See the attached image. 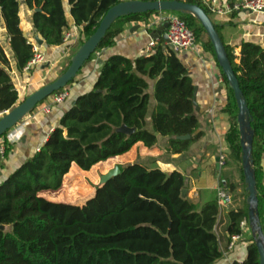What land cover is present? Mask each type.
<instances>
[{
	"label": "trees",
	"instance_id": "trees-1",
	"mask_svg": "<svg viewBox=\"0 0 264 264\" xmlns=\"http://www.w3.org/2000/svg\"><path fill=\"white\" fill-rule=\"evenodd\" d=\"M121 1L124 0H0V22L4 21L17 69L23 71L34 55L20 15L22 4L33 11L35 33L48 47H54L63 44V31L71 25L69 16L82 26L83 44L107 11ZM188 1L210 13L201 0ZM158 12L120 17L96 51L114 45L128 22H147ZM181 15L203 49L217 60L202 23L191 13ZM215 26L223 40V25ZM164 41L161 37L152 54L134 58L113 54L104 60L93 88L77 96L74 104L72 100L39 150L0 180V264H215L224 257L216 232L218 199L201 205L192 201L183 192L186 177L178 170L167 172L138 160L119 165L121 172L117 176L95 184L93 192L80 201L56 202L40 195L42 191H58L73 162L93 173L97 163L126 153L139 141L154 146L157 134L169 137L168 149L172 153L187 151L203 136L193 102L194 81L184 61ZM225 47L249 107L252 157L261 203L264 43L244 38L237 44L225 43ZM235 47H241L240 55L235 53ZM149 80H155L156 105L152 111ZM26 97L19 95L11 58L0 41V111L12 109ZM224 110L231 123L225 136L228 155L242 166L245 183L239 107L229 86ZM125 126L134 131L123 130ZM245 191V206L227 212L228 243L233 235L244 232L242 221L249 223V193L246 188ZM259 214L264 230L261 204ZM229 264H261L254 237L247 247V257Z\"/></svg>",
	"mask_w": 264,
	"mask_h": 264
},
{
	"label": "crops",
	"instance_id": "crops-1",
	"mask_svg": "<svg viewBox=\"0 0 264 264\" xmlns=\"http://www.w3.org/2000/svg\"><path fill=\"white\" fill-rule=\"evenodd\" d=\"M20 15L24 23L25 35L28 41L32 42L35 40L33 11L26 4H22ZM23 16L25 19H23ZM218 17L222 21L216 22L223 25V29L225 25L231 28L230 33L232 36L228 44L240 43L244 38L264 43V13L242 10L234 18L231 15H218ZM69 18L72 24L74 20L71 16ZM136 24H140V28L131 32L130 29ZM154 32L156 31L148 29L142 22H128L122 33L117 37L114 45L105 47L95 53L84 78L76 82L72 88L70 87L69 99L61 104L54 105L50 113L40 112V108H35L34 111L30 112L27 116L24 132L20 134L19 140L10 146L11 149L7 156L4 159H0V180L39 150L50 133L59 125L64 113L71 106V101L92 88L104 60L113 54H122L131 58L144 54L146 47L153 38L152 34ZM161 37L164 39L163 36ZM164 40V43H166V39ZM0 41L11 58L13 82L19 91L20 97L29 95L39 87L51 82L52 80L48 78L50 77L49 74L59 72L57 69L60 68L65 54L69 52V48L64 45L47 46L44 50L48 60L51 61L50 64L37 65L30 71H19L10 48L3 20L0 22ZM235 50L240 53L241 47H235ZM180 58L187 66L195 86H198L197 101L200 110L196 112L203 136L194 141L187 151L172 153L168 149L169 137L157 134L158 141L154 146L148 147L142 141H139L126 153L109 158L107 161L112 160L119 166L139 160L147 166L159 167L167 172L178 170L186 177V189L189 198L201 205L215 198L218 199L217 193L220 184L226 185L233 196L236 191H241L245 183H243L244 179L237 162L228 155L225 136L231 123L228 113L224 110L227 104L228 88H223L219 82L220 78H224L221 66L214 55L205 49H203L201 54H196L192 51L185 52L180 55ZM149 83L152 111L156 105L153 97L155 80H149ZM36 113L37 115H35ZM148 122L149 128L152 129L151 116L148 117ZM222 156L226 159L225 164L220 163ZM105 162L97 163L93 171L99 164H104ZM91 174V171L83 170L73 162L69 172L63 178L62 187L58 191H42L40 195L56 202L80 201L93 192L94 186L78 185L76 180ZM72 181L73 184L71 183ZM80 186L83 188L82 190L71 191V189L80 188ZM64 188H69V191L66 193ZM245 198L246 193L240 196L238 198L239 201L233 202L232 205H220L216 232L220 237L224 257L215 264H229L234 261L242 262L247 257V247L252 243L254 237L251 230L246 229L231 249L228 247L229 243L225 237L228 233L227 212L233 208L244 207ZM259 204L264 206V190L262 202Z\"/></svg>",
	"mask_w": 264,
	"mask_h": 264
},
{
	"label": "water",
	"instance_id": "water-1",
	"mask_svg": "<svg viewBox=\"0 0 264 264\" xmlns=\"http://www.w3.org/2000/svg\"><path fill=\"white\" fill-rule=\"evenodd\" d=\"M148 11H176L181 13H191L202 23L214 46L218 63L226 76L228 86L232 88L235 93L237 105L239 107L238 123L243 149V171L245 175L246 189L249 193L247 199L249 204V225L259 250L260 262L261 264H264V230L261 225V218L259 214L257 179L252 157L253 130L251 128L249 107L240 87L237 75L233 69L232 63L229 59L225 43L216 29L214 21L211 19L206 10L198 4L182 0H124L113 5L102 18L96 31L89 36L83 44H81L79 49L72 56L70 64L62 74L27 95L25 99L20 101L15 107L8 110L0 117V136L5 134L10 128L27 116L47 97L59 89L67 86L77 76L83 65L90 59L91 55L96 52L98 45L105 36L106 32L120 17L128 14L144 13ZM140 26V24H136L130 29V31L133 32L138 30ZM166 26V23L161 25L156 32L152 34V37L157 38L159 36H163L164 39L167 40L166 34L163 33ZM35 40L39 44H43L47 47V43L38 33H35ZM100 63H102V61H100ZM197 92L198 86H195L193 102L196 111H199L200 107L197 101ZM74 103L75 100H73L72 104ZM123 130L133 132L134 128L125 126L123 127ZM189 137L190 135L184 136V138ZM120 172L121 170L118 165L111 168L104 175L102 182L117 176ZM183 192L186 194L187 189H184Z\"/></svg>",
	"mask_w": 264,
	"mask_h": 264
},
{
	"label": "built area",
	"instance_id": "built-area-1",
	"mask_svg": "<svg viewBox=\"0 0 264 264\" xmlns=\"http://www.w3.org/2000/svg\"><path fill=\"white\" fill-rule=\"evenodd\" d=\"M161 1V0H159ZM188 1V0H182ZM210 12L217 15H232L235 11L248 10L254 13H264V0H237L222 2L220 0H201ZM154 19L148 22H142L148 29L156 31L161 25L167 24L164 33L167 36L165 45L177 54L182 55L185 52L192 51L196 54L203 52L202 45L197 41L194 31L189 27L184 17L176 15L175 13H166L159 11V14L153 16ZM82 26L76 25L72 22L70 26L63 31V44L65 47L70 48L71 46L78 43L81 36ZM161 36L152 38L148 46L145 49L144 54H152L155 51L156 46L160 42ZM30 42V41H29ZM33 46L34 55L31 60L24 67L25 71H30L37 65L51 63L48 60L45 53V46L39 44L36 40L30 42ZM236 53V50H234ZM219 82L223 88H228V82L224 78H220ZM71 89L70 86H65L58 91L50 95L49 102H45L40 108V112L50 113L52 107L57 104L65 102L70 97ZM6 111H0V117L3 116ZM34 111V110H33ZM32 112V111H31ZM39 112V111H38ZM37 112V113H38ZM37 113L35 115H37ZM30 114V113H29ZM28 114V115H29ZM27 115V116H28ZM34 115V116H35ZM27 116L10 128L5 134L0 136V159L6 157L7 149L12 144L17 142L20 138V134L24 132L26 126ZM226 159L224 156L220 158V163L225 164ZM218 202L221 206L232 205L234 200L228 187L224 184H220L218 187ZM241 226L244 229H249L250 225L245 220L241 222ZM241 238V234H235L229 243V248H233L236 242Z\"/></svg>",
	"mask_w": 264,
	"mask_h": 264
},
{
	"label": "rangeland",
	"instance_id": "rangeland-1",
	"mask_svg": "<svg viewBox=\"0 0 264 264\" xmlns=\"http://www.w3.org/2000/svg\"><path fill=\"white\" fill-rule=\"evenodd\" d=\"M164 12H166V13H175L176 15H179V16H182L181 15V13L180 12H176V11H164ZM159 14V12L158 13H155V14H153L148 20H147V22L149 23L151 20H153L154 19V17L153 16H156V15H158ZM24 15V14H23ZM209 16L211 17V19L215 22V23H217L216 21H218V22H221L222 20L221 19H219V17H218V15L217 14H215V13H213V12H210L209 13ZM152 18V19H151ZM23 19H25V17L23 16ZM151 19V20H150ZM24 21V20H23ZM142 22V21H141ZM217 24H219V23H217ZM231 28L228 26V25H225L224 26V29L222 28V36H223V40H224V42L225 43H229L230 41V37L232 36L231 35ZM81 38V37H80ZM81 46V41H80V39H79V41H78V43L77 44H75V45H73V46H71L70 48H69V52L67 53V54H65V56H64V58L62 59V61H61V66H60V68H58L57 69V71H59V72H57V73H50L49 74V76L50 77H48L50 80H52V79H54V78H56V77H58L60 74H62L65 70H66V68L68 67V64H69V62L71 61V59H72V56L76 53V51L79 49V47ZM97 52V51H96ZM95 52V53H96ZM95 53L93 54V56L83 65V67L81 68V70L79 71V73L77 74V76L67 85V86H70L71 88L75 85V83L76 82H78V81H81L82 80V78H84V75L86 74V72H87V69H88V67H89V65H90V63H91V61H93V58H94V55H95ZM237 53V52H236ZM238 55H240V53H237ZM238 61H239V59H238ZM94 77V76H93ZM94 84V83H93ZM93 86L94 85H92V88H93ZM91 88V89H92ZM90 89V90H91ZM89 91V90H88ZM87 91V92H88ZM50 98V97H49ZM49 98L47 97L45 100H43L42 101V103H39L35 108H41L40 106L41 105H43L45 102H49ZM69 99V98H68ZM238 164V168H239V170H240V172H241V175H242V166L239 164V163H237ZM115 166H117V163L116 162H113L112 160H110V161H107V162H105L104 164H99L95 169H94V173H92L91 175H86L85 177H80V178H78L76 181H77V183H78V185H81V184H85L86 186H90V185H92V186H94L96 183H101L102 182V180H103V177H104V175L111 169V168H113V167H115ZM92 175L94 176H96L95 178H96V180L94 179V177L92 178ZM95 180V181H94ZM72 184H73V181L71 182ZM71 183H70V185H71ZM244 183V182H243ZM65 189V191H66V193H67V191H69L68 189L69 188H64ZM79 189H83L81 186H80V188ZM246 193V191H245V184H244V187L241 189V191H236V193L232 196L233 198H234V203H236L237 201H239V197L240 196H242L243 194H245ZM249 230H251V228L249 227Z\"/></svg>",
	"mask_w": 264,
	"mask_h": 264
}]
</instances>
